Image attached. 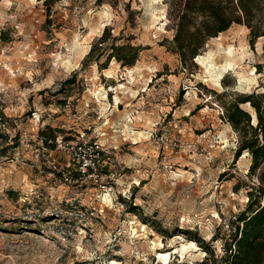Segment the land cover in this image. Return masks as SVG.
I'll list each match as a JSON object with an SVG mask.
<instances>
[{"label": "rangeland", "instance_id": "obj_1", "mask_svg": "<svg viewBox=\"0 0 264 264\" xmlns=\"http://www.w3.org/2000/svg\"><path fill=\"white\" fill-rule=\"evenodd\" d=\"M47 15L39 0H0V264H202L209 253L195 239L220 256L255 181L249 155L234 157L224 106L241 94L264 100L262 40L251 45L233 25L183 66L165 0H56ZM112 44L139 47L135 64L84 63ZM226 62L216 87L209 74ZM178 129L179 154L163 151L161 135ZM52 135L111 151L101 180L80 178L55 140L45 154L55 169L36 158Z\"/></svg>", "mask_w": 264, "mask_h": 264}, {"label": "trees", "instance_id": "obj_2", "mask_svg": "<svg viewBox=\"0 0 264 264\" xmlns=\"http://www.w3.org/2000/svg\"><path fill=\"white\" fill-rule=\"evenodd\" d=\"M42 1L48 13L56 0ZM118 2V0H95L96 4ZM173 26L170 48L177 54L181 65L192 63L203 51L207 41L226 32L233 25L244 26L248 30L249 43L262 40L264 51V0H165ZM108 34L105 28L101 38ZM99 48V49H98ZM94 45L84 58V63H96L101 70L107 69L111 59L121 67H132L138 57L139 47L132 45H110L109 50ZM98 50V53L96 52ZM97 53V54H95ZM104 60L101 63L100 55ZM224 80V79H223ZM222 80V81H223ZM67 83V81H65ZM241 98L224 106L225 119L238 133L239 142L234 157L238 159L246 152L251 160L248 177L252 181L247 188V201L229 222V232L224 238L222 254L215 257L210 245L195 239L205 248L209 257L202 264H264V100L263 96L241 94ZM249 105L251 113L241 109ZM39 132V131H38ZM54 133V131H52ZM54 135L43 139L45 147H52ZM238 190V187H235ZM186 235L190 232H186ZM214 238V239H213ZM215 241V235L212 241Z\"/></svg>", "mask_w": 264, "mask_h": 264}, {"label": "built area", "instance_id": "obj_3", "mask_svg": "<svg viewBox=\"0 0 264 264\" xmlns=\"http://www.w3.org/2000/svg\"><path fill=\"white\" fill-rule=\"evenodd\" d=\"M2 93H0V132H7L8 126L5 121V113H4V100L1 96ZM38 137V134L36 135ZM184 134L182 133V130L178 129L177 134L168 139L165 134L161 135L160 142L163 146L162 150L164 151L167 147L170 148L171 153L174 155L179 154V149L182 146V138ZM39 139V138H38ZM54 150H59L62 152L67 153L72 160H75L77 163V175L80 178L88 179L92 181L93 183H98L100 178L102 177L101 174V164L105 163L102 158L106 156V159L109 160V156L112 153L111 151H108L103 147V145L97 143V142H83V143H75L72 144L71 142L64 141L62 139H56L54 144ZM36 154L35 157L39 158H46L50 164L53 162L50 161L48 158L49 156L45 155L46 153H49L50 151L43 145L42 140L39 139L38 142V148H36ZM164 156L165 153H163ZM163 161L165 158L162 159ZM162 161V162H163ZM53 165V168L55 169V165ZM165 166L167 164H164ZM149 173H146L148 176ZM64 180L65 182H69L70 179L62 172V178L61 180Z\"/></svg>", "mask_w": 264, "mask_h": 264}, {"label": "bare ground", "instance_id": "obj_4", "mask_svg": "<svg viewBox=\"0 0 264 264\" xmlns=\"http://www.w3.org/2000/svg\"><path fill=\"white\" fill-rule=\"evenodd\" d=\"M231 52L229 51L228 52V55H229V57L231 56ZM197 61H203V59H201V58H197L196 59ZM232 68V63H229V62H226L225 63V65L222 67V69H220L218 72H216V73H214V74H209V79H210V81L216 86V87H220V80L222 79V77H223V74L227 71V70H229V69H231ZM208 71V70H207ZM207 73V72H206ZM239 89L242 91V89H243V85H242V81H239ZM117 100H118V98H116ZM140 135V134H139ZM138 135V136H139ZM248 154L246 153V152H244L243 154H242V157H245V156H247ZM184 247V246H183Z\"/></svg>", "mask_w": 264, "mask_h": 264}]
</instances>
